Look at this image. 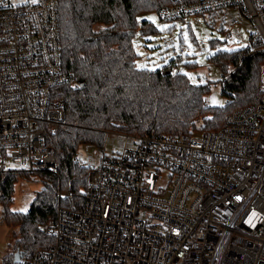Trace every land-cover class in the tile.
I'll return each instance as SVG.
<instances>
[{
  "label": "built area",
  "instance_id": "built-area-1",
  "mask_svg": "<svg viewBox=\"0 0 264 264\" xmlns=\"http://www.w3.org/2000/svg\"><path fill=\"white\" fill-rule=\"evenodd\" d=\"M13 1L0 0V192L14 170H56L48 136L66 117L59 88L74 83L62 63L58 0ZM230 8L264 42V0H195L158 15ZM179 58L162 72L179 74ZM261 90L258 104L219 129H204L205 116L187 137L128 136L110 154L106 141L83 145L98 154L73 156L88 170L84 205L42 224L52 244L20 264H264V66Z\"/></svg>",
  "mask_w": 264,
  "mask_h": 264
},
{
  "label": "trees",
  "instance_id": "trees-1",
  "mask_svg": "<svg viewBox=\"0 0 264 264\" xmlns=\"http://www.w3.org/2000/svg\"><path fill=\"white\" fill-rule=\"evenodd\" d=\"M192 1L58 0L62 63L74 83L59 88L66 117L48 136L56 154V170H14L3 180L0 221L15 238L4 264H14L17 251L26 257L51 245L52 239L40 226L61 209L84 205L88 170L73 160L81 146L101 147L107 133L187 137L197 117L208 116L204 129L215 130L230 113L260 102L264 42L255 34L246 47L234 50H218V43L211 42L215 51L208 59L220 68L222 93L229 97L222 108L204 105L210 82L194 84L183 71L175 77L164 74L172 61L159 70L138 66L140 56L133 45L136 32L144 37L158 32L145 17ZM206 15L214 20L218 14H202ZM184 66L195 69L197 65L185 62ZM33 174L39 177L41 190L27 212L13 211L16 184Z\"/></svg>",
  "mask_w": 264,
  "mask_h": 264
},
{
  "label": "rangeland",
  "instance_id": "rangeland-1",
  "mask_svg": "<svg viewBox=\"0 0 264 264\" xmlns=\"http://www.w3.org/2000/svg\"><path fill=\"white\" fill-rule=\"evenodd\" d=\"M20 1L14 0L13 2L20 3ZM145 19L153 22L158 32L155 36L148 35V37L142 36L139 30L136 32L133 45L140 56L138 66L159 70L171 61L173 64L174 58L180 56V71L185 72L192 83L210 82V89L205 97L207 106L225 107L228 104V98L222 93L223 74L220 68L208 59L215 51H213L214 47L211 46V42L216 41L219 46L218 50L223 51L246 47L250 35L257 32V28L251 21L234 8H230L226 16L216 15L214 20L207 15L203 17L201 14L190 15L184 20L176 21L161 20L157 14L147 15ZM233 19L237 21L232 22ZM185 62H195L197 66L195 69H187L184 66ZM128 139L126 135L107 133L106 153L110 154L120 150L125 143L130 145L131 140ZM79 152L83 155L81 159L84 162L89 159L94 161L98 159L97 147L86 150V147L81 146ZM41 188L42 183L34 174L24 180L20 179L15 186L14 203L11 209L27 212ZM14 243L15 238L10 228L0 221V264H4L6 256L12 253Z\"/></svg>",
  "mask_w": 264,
  "mask_h": 264
},
{
  "label": "water",
  "instance_id": "water-1",
  "mask_svg": "<svg viewBox=\"0 0 264 264\" xmlns=\"http://www.w3.org/2000/svg\"><path fill=\"white\" fill-rule=\"evenodd\" d=\"M21 258H22V253H20L19 251H17L14 254V264H20L21 263Z\"/></svg>",
  "mask_w": 264,
  "mask_h": 264
},
{
  "label": "bare ground",
  "instance_id": "bare-ground-1",
  "mask_svg": "<svg viewBox=\"0 0 264 264\" xmlns=\"http://www.w3.org/2000/svg\"><path fill=\"white\" fill-rule=\"evenodd\" d=\"M202 15V14H201ZM210 18V17H209ZM189 31H191L190 29H189ZM190 34V33H189ZM192 34V33H191ZM191 36V35H190ZM216 44V43H215ZM182 46V45H181ZM186 67V66H185ZM195 67V66H194ZM184 68V67H183ZM182 68V69H183ZM190 68H193L192 66L190 67ZM228 71V70H227ZM225 73H226V71H225ZM77 77V76H76ZM175 77V76H174ZM226 82V81H225ZM224 92V91H223ZM63 93H64V91H63ZM225 94V93H224ZM228 97V96H227ZM229 98V97H228ZM258 98V97H257ZM248 102V101H247ZM252 105V104H251ZM211 109V108H210ZM207 110V109H206ZM194 127V126H193ZM162 132V131H161ZM158 133V132H157ZM163 133V132H162ZM187 136V135H186ZM49 140V139H48ZM83 156V155H82ZM77 204V203H76Z\"/></svg>",
  "mask_w": 264,
  "mask_h": 264
},
{
  "label": "snow or ice",
  "instance_id": "snow-or-ice-1",
  "mask_svg": "<svg viewBox=\"0 0 264 264\" xmlns=\"http://www.w3.org/2000/svg\"><path fill=\"white\" fill-rule=\"evenodd\" d=\"M32 2H33V3H35V2H36V0H32ZM185 40H187V37H186V36H185Z\"/></svg>",
  "mask_w": 264,
  "mask_h": 264
}]
</instances>
